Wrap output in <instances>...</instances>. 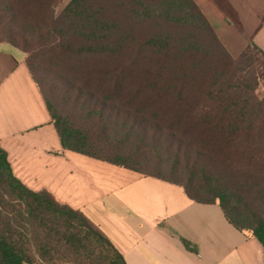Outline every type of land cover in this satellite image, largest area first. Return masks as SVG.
Returning a JSON list of instances; mask_svg holds the SVG:
<instances>
[{
	"label": "trees",
	"instance_id": "16d2710c",
	"mask_svg": "<svg viewBox=\"0 0 264 264\" xmlns=\"http://www.w3.org/2000/svg\"><path fill=\"white\" fill-rule=\"evenodd\" d=\"M0 0L64 148L181 185L264 246V50L233 55L195 0ZM128 264L0 146V264Z\"/></svg>",
	"mask_w": 264,
	"mask_h": 264
},
{
	"label": "crops",
	"instance_id": "0c3cea01",
	"mask_svg": "<svg viewBox=\"0 0 264 264\" xmlns=\"http://www.w3.org/2000/svg\"><path fill=\"white\" fill-rule=\"evenodd\" d=\"M69 1L61 0L57 12ZM243 3L251 11L243 29L221 11L220 22L236 33L227 39L198 3L233 55L250 41L264 50V0ZM0 146L23 183L81 210L128 264H263L261 241L231 224L219 204L197 202L179 184L64 148L25 52L7 42H0Z\"/></svg>",
	"mask_w": 264,
	"mask_h": 264
},
{
	"label": "rangeland",
	"instance_id": "374dc122",
	"mask_svg": "<svg viewBox=\"0 0 264 264\" xmlns=\"http://www.w3.org/2000/svg\"><path fill=\"white\" fill-rule=\"evenodd\" d=\"M200 4L202 8L207 12V14L211 17L213 22L217 26V30L220 32L224 39H227L228 36L236 34L234 30H229L224 27L225 24L220 22V17L225 15L231 16L240 26V28H244L243 17L245 15H251V11L243 2L246 0H195ZM254 7H258L255 5ZM201 8V9H202ZM225 14H223L222 12ZM222 26V27H221ZM233 33V34H232ZM236 56V55H235ZM257 92L259 95L264 96V86L262 84L257 88ZM31 253L35 256V261L30 264H53L46 263L40 260L38 257L36 248L34 245L31 246ZM54 264H72L69 260H57Z\"/></svg>",
	"mask_w": 264,
	"mask_h": 264
},
{
	"label": "built area",
	"instance_id": "2783aa9c",
	"mask_svg": "<svg viewBox=\"0 0 264 264\" xmlns=\"http://www.w3.org/2000/svg\"><path fill=\"white\" fill-rule=\"evenodd\" d=\"M263 264H264V261H263Z\"/></svg>",
	"mask_w": 264,
	"mask_h": 264
}]
</instances>
